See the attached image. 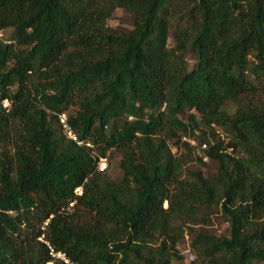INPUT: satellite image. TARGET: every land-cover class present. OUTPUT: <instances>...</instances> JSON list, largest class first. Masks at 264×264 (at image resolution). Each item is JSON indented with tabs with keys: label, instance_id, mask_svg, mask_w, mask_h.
I'll return each mask as SVG.
<instances>
[{
	"label": "trees",
	"instance_id": "16d2710c",
	"mask_svg": "<svg viewBox=\"0 0 264 264\" xmlns=\"http://www.w3.org/2000/svg\"><path fill=\"white\" fill-rule=\"evenodd\" d=\"M186 236L264 264V0H0V264H180Z\"/></svg>",
	"mask_w": 264,
	"mask_h": 264
},
{
	"label": "rangeland",
	"instance_id": "374dc122",
	"mask_svg": "<svg viewBox=\"0 0 264 264\" xmlns=\"http://www.w3.org/2000/svg\"><path fill=\"white\" fill-rule=\"evenodd\" d=\"M131 19L132 18L128 13H126L124 10L119 9L116 11V14L114 15V17L109 21V24L115 28H118V29H129L132 27ZM11 31H12V29L5 30L4 33H2L1 37L6 40L8 38V36L11 34ZM187 58L190 61V64L192 66L194 63L193 55L191 53H188ZM191 112L193 113V111H191ZM198 119H200L199 115H198ZM184 120H187V118L185 117ZM106 160L108 162L107 171L112 172L114 174H118L119 171L116 168L117 167L116 162L118 161V158L113 160L112 166H111V164L109 166L110 160L107 158H106ZM205 161H206L207 165L204 166V170L208 171V172L215 171L216 164L213 163L212 161L208 160V159H205ZM194 166L196 168L202 167L199 163L195 164ZM213 221H214L213 225H206L204 227L206 229L212 231V232H215L218 235H222V234H225L227 232L229 224L224 217L214 215ZM190 243H191V237L186 236L185 241H183L179 246L180 254L183 255V262H182L183 264H190L191 261L195 257L192 250H191ZM176 263H180V261H176ZM182 263H180V264H182Z\"/></svg>",
	"mask_w": 264,
	"mask_h": 264
},
{
	"label": "built area",
	"instance_id": "2783aa9c",
	"mask_svg": "<svg viewBox=\"0 0 264 264\" xmlns=\"http://www.w3.org/2000/svg\"><path fill=\"white\" fill-rule=\"evenodd\" d=\"M8 101H4L3 105L4 107H8ZM58 119L60 122V125L63 127L64 132L67 134L69 138H71L74 142L78 143L80 146L86 147L88 149H92L94 147L93 142L89 139H84L79 136L78 133L75 132L73 126L70 124L68 116L66 113H58ZM206 147V145H204ZM99 168L102 171H106L108 169V162L106 158H100L99 160ZM75 193L77 196H80L83 194V187L80 186L75 190ZM77 202V198L71 203V205H74ZM54 256L60 257L63 259L67 264H76L75 262H72L69 258L65 256L64 253H54L52 252Z\"/></svg>",
	"mask_w": 264,
	"mask_h": 264
}]
</instances>
